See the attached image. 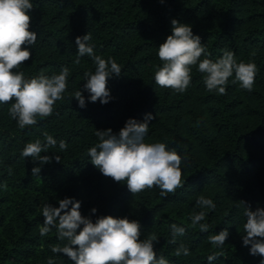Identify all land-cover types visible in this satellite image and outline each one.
<instances>
[{"label": "trees", "instance_id": "1", "mask_svg": "<svg viewBox=\"0 0 264 264\" xmlns=\"http://www.w3.org/2000/svg\"><path fill=\"white\" fill-rule=\"evenodd\" d=\"M33 9L30 31L37 41L28 47L32 58L16 71L25 78L51 77L62 67L69 69L67 90L57 101L54 112L37 117V124L18 127L9 116L10 104H0V264H74L64 253L51 247L66 241L57 239L55 228L40 236L42 206L59 207V200L81 202L80 212L93 222L100 216L127 217L141 225L143 240L155 233L157 258L169 264H209L214 252L223 255L212 264H261L264 257L252 256L250 245L243 246L244 206L255 211L264 208V0H30ZM192 27L206 52L201 60L213 61L232 51L237 62L257 65L251 92L229 78L226 94L208 91L198 64L191 67V83L184 93L155 84L154 73L162 66L158 48L172 34L171 21ZM89 33L94 54L113 58L121 67L120 76L107 81L111 99L107 104L89 101L83 91L85 72H95L92 57L85 55L76 64L77 36ZM82 91L86 107L73 98ZM14 102V101H13ZM149 122L145 143H164L182 157L183 187L175 193L160 195L153 187L133 194L126 181L118 183L104 176L92 163L88 149L100 143L96 130L112 129L118 134L129 118ZM57 141L47 153L50 163L41 165L20 155L26 143L44 133ZM67 143L60 150L59 141ZM60 157V162L54 159ZM40 167L39 176L32 168ZM12 169L9 175L8 169ZM3 185H7L5 190ZM211 198L215 209L196 205L199 196ZM96 208L95 214L91 212ZM71 205H69V210ZM201 210L209 231L191 224L190 216ZM184 226L186 232L172 239L171 224ZM83 227V226H81ZM227 228L224 246L208 241L210 235ZM183 242L190 255L177 257Z\"/></svg>", "mask_w": 264, "mask_h": 264}, {"label": "clouds", "instance_id": "2", "mask_svg": "<svg viewBox=\"0 0 264 264\" xmlns=\"http://www.w3.org/2000/svg\"><path fill=\"white\" fill-rule=\"evenodd\" d=\"M163 2V0H161ZM33 9L30 0H0V104H10L9 116L17 121L18 127L37 124V117L46 118L53 114L57 101L63 99L67 90L69 69L62 67L59 74L51 77L40 74L36 77L25 78L22 71H16L24 62L32 58L28 47L37 41V34L30 31L31 16L28 14ZM172 34L159 45L158 58L162 66H157L154 73L155 84L161 88H170L176 93H184L191 83V67L198 64V71L204 74L206 89L215 91L219 95L226 94V85L229 78L235 74L234 82H239L242 89L252 91L257 65L250 61L237 62L232 51L224 50L223 55L213 61L201 56L205 54L206 47L201 43V38L194 35L192 27L179 22L171 21ZM91 35L87 33L77 36V59L88 55L93 58L95 72H85L83 91L90 93L89 101L101 104L109 103L111 96L107 88V81L113 75L120 76L121 67L111 57L107 60L94 54V46L88 42ZM73 98L80 108L86 107V100L82 91H76ZM14 101V102H13ZM155 119L152 114H146L143 122L129 118L118 134L112 129L96 130L100 143L88 149L91 163L106 177L122 183L126 181L128 190L133 194L146 189L158 187L160 195L167 197L182 188V157L175 150H168L164 143H145L144 138L149 130V122ZM45 142L40 139L26 143L20 155L24 158L31 157L41 165L50 163L53 159L47 153L49 147L57 145L48 133H44ZM60 150L67 149L64 140L59 141ZM60 162L59 156H54ZM40 167H33L32 175L39 176ZM9 175L12 169H8ZM2 187L7 188V185ZM244 206L245 235L242 236L243 246L250 245L249 253L252 256L264 257V208L251 210L250 205L240 201ZM69 205L71 209L69 210ZM196 205L201 209H215L216 205L211 198L201 195L196 200ZM81 202L72 198L59 200V207L45 203L42 206V225L39 227L40 236H47L53 228L57 239L66 241L61 247H51L54 254L64 253L74 264H169V261L160 256L157 258L154 251V242H159L155 233L141 240V225L136 220L127 217L114 218L111 215L100 216L93 222L80 212ZM96 208L91 212L95 214ZM206 212L201 210L190 216L193 227L199 225L201 232L209 231V225L200 223L205 220ZM83 226V227H81ZM172 239L168 243L175 244L177 236L186 232L184 226L173 223L170 226ZM229 236L227 228L219 234L210 235L208 241L217 247H223ZM190 255L189 248L181 242L175 250L177 257ZM222 252H214L208 256L209 264L222 256ZM47 264H55L49 258ZM264 264V259L261 260Z\"/></svg>", "mask_w": 264, "mask_h": 264}]
</instances>
